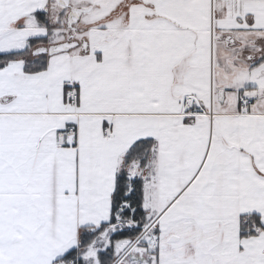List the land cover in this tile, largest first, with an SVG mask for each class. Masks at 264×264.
<instances>
[{"label": "snow or ice", "instance_id": "6c2138e0", "mask_svg": "<svg viewBox=\"0 0 264 264\" xmlns=\"http://www.w3.org/2000/svg\"><path fill=\"white\" fill-rule=\"evenodd\" d=\"M0 264H264V0H0Z\"/></svg>", "mask_w": 264, "mask_h": 264}]
</instances>
